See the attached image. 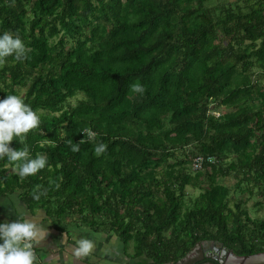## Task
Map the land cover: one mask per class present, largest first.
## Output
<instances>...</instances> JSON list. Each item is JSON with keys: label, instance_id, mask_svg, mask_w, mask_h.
Returning <instances> with one entry per match:
<instances>
[{"label": "trees", "instance_id": "1", "mask_svg": "<svg viewBox=\"0 0 264 264\" xmlns=\"http://www.w3.org/2000/svg\"><path fill=\"white\" fill-rule=\"evenodd\" d=\"M5 30L29 52L0 65V98L43 114L26 143L48 164L20 178L0 160V197L19 194L59 231L115 233L148 264L208 241L264 252V218L248 208L264 200V0H0ZM198 156L216 160L194 171Z\"/></svg>", "mask_w": 264, "mask_h": 264}, {"label": "clouds", "instance_id": "2", "mask_svg": "<svg viewBox=\"0 0 264 264\" xmlns=\"http://www.w3.org/2000/svg\"><path fill=\"white\" fill-rule=\"evenodd\" d=\"M29 49L25 39L13 30L0 32V65L6 63L7 58L15 61L27 58ZM131 90L143 95L146 88L141 83H133ZM42 113L34 109L23 95L7 93L0 98V160L16 165L14 172L20 178L35 175L48 164V157L44 154L32 155L31 146L26 143L27 134L38 128L42 122ZM89 139L94 138V133H86ZM16 139L22 147L14 148L11 142ZM72 151H79V144L71 145ZM107 150V145L100 143L95 147L97 154ZM47 189L37 186L32 193V198L39 201L46 195ZM7 205L11 207L15 218L10 221H0V264H39L36 248L46 237L42 218L39 214L33 215L22 204L18 194L13 192L6 195ZM0 203H3L0 201ZM76 238L72 246V264L86 258H92L106 237L81 225L73 226ZM115 238L105 244V251L111 254L116 250ZM50 264H65L62 257L57 254L49 256Z\"/></svg>", "mask_w": 264, "mask_h": 264}, {"label": "crops", "instance_id": "3", "mask_svg": "<svg viewBox=\"0 0 264 264\" xmlns=\"http://www.w3.org/2000/svg\"><path fill=\"white\" fill-rule=\"evenodd\" d=\"M19 196V194H18ZM6 196H1L0 201V221H10L15 218L14 212L10 206L7 205L8 201L6 200ZM20 198V197H19ZM22 204L29 210L33 215L39 214L42 218V223L44 226V232L46 233L45 239L42 241L40 245L37 247L40 248V255L43 264H50L49 256L52 254H57L58 257H62L65 261V264H72V246L73 241L76 238V233L73 232L71 229L73 226L79 227L81 225L78 224H70L66 223V227L64 230H57L53 227L52 219L47 216V214L38 209L37 211H32L30 207L23 201ZM86 227V226H85ZM88 229L102 233L105 235V241L100 245L99 249L95 253L92 258H86L82 261H76V264H148L149 261L143 259H137L134 257V250L129 247H126L125 243L122 241L121 238L112 232L106 231H98L92 228L87 227ZM113 238H115L117 242L116 250L113 251L111 254L105 251V244L110 243ZM136 258V259H135Z\"/></svg>", "mask_w": 264, "mask_h": 264}, {"label": "water", "instance_id": "4", "mask_svg": "<svg viewBox=\"0 0 264 264\" xmlns=\"http://www.w3.org/2000/svg\"><path fill=\"white\" fill-rule=\"evenodd\" d=\"M176 264H264V252L240 256L223 245V254L218 255L205 249L201 242Z\"/></svg>", "mask_w": 264, "mask_h": 264}, {"label": "rangeland", "instance_id": "5", "mask_svg": "<svg viewBox=\"0 0 264 264\" xmlns=\"http://www.w3.org/2000/svg\"><path fill=\"white\" fill-rule=\"evenodd\" d=\"M81 98H82V96L79 95L77 97L72 98L70 100V102L72 104H76L79 101V99H81ZM181 155H182V152H179V156H181ZM181 157L183 158V155ZM191 168L195 171V169L193 168V165L191 166ZM236 181L237 180H236V178L234 176H229V177L223 179V183H225V184H227L228 186H231V187L234 186ZM187 192H188V194L190 196H193V198H195L200 193V190L192 188V187H188L187 188ZM261 200H263L262 197H260L259 195H255V196L251 197L250 201L248 202V208H250L251 213L253 214L254 217L264 218V204L259 206V207H255V203L258 202V201H261ZM118 238H120V237L118 236ZM130 246L134 250V254H135V246L133 245L132 242L130 244H128L127 248L129 249ZM137 259H143V260L145 259L146 260V258H144V257L143 258L142 257L141 258H137ZM139 264H141V263H139Z\"/></svg>", "mask_w": 264, "mask_h": 264}, {"label": "flooded vegetation", "instance_id": "6", "mask_svg": "<svg viewBox=\"0 0 264 264\" xmlns=\"http://www.w3.org/2000/svg\"><path fill=\"white\" fill-rule=\"evenodd\" d=\"M204 244V248L217 253L218 255H222L223 254V245L215 242V241H208V242H202ZM197 256V255H196Z\"/></svg>", "mask_w": 264, "mask_h": 264}, {"label": "built area", "instance_id": "7", "mask_svg": "<svg viewBox=\"0 0 264 264\" xmlns=\"http://www.w3.org/2000/svg\"><path fill=\"white\" fill-rule=\"evenodd\" d=\"M216 158L215 157H208L207 160L203 156H198L194 158L192 165L195 170H200L204 168V163L205 161L207 162H215Z\"/></svg>", "mask_w": 264, "mask_h": 264}]
</instances>
